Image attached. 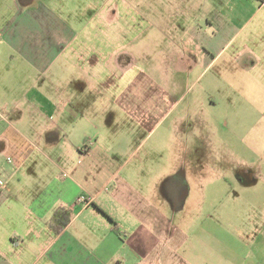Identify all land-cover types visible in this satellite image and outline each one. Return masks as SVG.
Wrapping results in <instances>:
<instances>
[{
    "label": "crops",
    "instance_id": "crops-1",
    "mask_svg": "<svg viewBox=\"0 0 264 264\" xmlns=\"http://www.w3.org/2000/svg\"><path fill=\"white\" fill-rule=\"evenodd\" d=\"M92 2L0 0V264H264L255 200L236 229L203 183L165 181L176 165L127 166L136 130L186 125L170 150L197 148L208 123L172 115L189 78L231 94L238 70L264 93V0Z\"/></svg>",
    "mask_w": 264,
    "mask_h": 264
},
{
    "label": "rangeland",
    "instance_id": "rangeland-1",
    "mask_svg": "<svg viewBox=\"0 0 264 264\" xmlns=\"http://www.w3.org/2000/svg\"><path fill=\"white\" fill-rule=\"evenodd\" d=\"M86 1L88 4H93V0ZM101 1L102 3L108 1V4L114 5L119 2V0ZM126 1L135 8V0ZM138 65L144 66L146 61L137 60L135 66L138 68ZM247 81L248 78L236 70L235 91L228 94L220 87L229 84L228 77H219L216 84L212 70L205 72L201 77L189 78V84L192 83L191 91L174 108L172 115L177 112L186 120L202 118L208 123L200 126L202 137L197 142V148L189 151V149H179L173 144L170 150L172 135L174 134L179 139L181 136L184 137L186 125L176 127L177 130L172 134L163 132L164 125L152 131L136 130L135 147L131 148H135V152L132 153L127 163V166H130L134 162L138 164L143 161L155 170L163 166L172 169L176 165V173L173 172L171 178L165 179L166 182L171 180L177 184L182 182L203 183V189L197 190V196L201 197L203 193L205 203L210 199L214 202L218 200L215 205H205L204 211L208 210L212 217L217 215L216 218H221L224 222L230 220L236 229L246 231L250 226L247 215H251L254 208L242 204L252 199L257 203L255 207H264V93L251 90L255 87ZM244 85H247L246 88ZM200 89L201 91L197 93ZM196 94L204 99L196 98ZM136 96L138 97L139 94ZM211 97L213 101L215 100L214 106L208 102ZM193 99L204 100L205 105L201 109L186 108L185 102L194 101ZM98 100L105 101L103 98ZM90 139L88 138L86 143ZM176 143L179 145L180 140ZM149 150H154L155 153L151 156L147 154ZM162 154L165 155L161 156ZM210 184L214 185L211 187ZM191 187L195 188L192 185ZM233 199H238L234 200L236 204L232 203ZM187 206L189 209L187 215L192 216V213H195V206L190 201ZM245 212L247 213L244 216ZM260 224L261 221H258L257 226Z\"/></svg>",
    "mask_w": 264,
    "mask_h": 264
},
{
    "label": "built area",
    "instance_id": "built-area-1",
    "mask_svg": "<svg viewBox=\"0 0 264 264\" xmlns=\"http://www.w3.org/2000/svg\"><path fill=\"white\" fill-rule=\"evenodd\" d=\"M8 161H12L11 158H7ZM77 203H83L85 205L89 204L91 202V198L81 194L76 198Z\"/></svg>",
    "mask_w": 264,
    "mask_h": 264
}]
</instances>
